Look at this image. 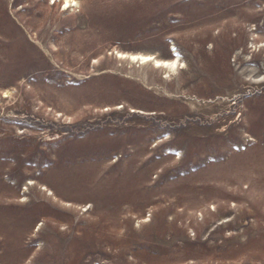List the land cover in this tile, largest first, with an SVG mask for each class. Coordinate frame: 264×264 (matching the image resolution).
Instances as JSON below:
<instances>
[{"label": "rangeland", "instance_id": "1", "mask_svg": "<svg viewBox=\"0 0 264 264\" xmlns=\"http://www.w3.org/2000/svg\"><path fill=\"white\" fill-rule=\"evenodd\" d=\"M0 264H264V0H0Z\"/></svg>", "mask_w": 264, "mask_h": 264}]
</instances>
